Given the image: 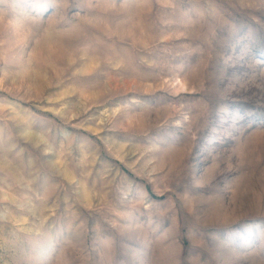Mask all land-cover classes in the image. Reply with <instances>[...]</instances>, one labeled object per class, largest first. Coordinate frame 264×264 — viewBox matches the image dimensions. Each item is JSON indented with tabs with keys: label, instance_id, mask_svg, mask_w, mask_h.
I'll return each mask as SVG.
<instances>
[{
	"label": "rangeland",
	"instance_id": "374dc122",
	"mask_svg": "<svg viewBox=\"0 0 264 264\" xmlns=\"http://www.w3.org/2000/svg\"><path fill=\"white\" fill-rule=\"evenodd\" d=\"M0 264H264V0H0Z\"/></svg>",
	"mask_w": 264,
	"mask_h": 264
},
{
	"label": "bare ground",
	"instance_id": "6f19581e",
	"mask_svg": "<svg viewBox=\"0 0 264 264\" xmlns=\"http://www.w3.org/2000/svg\"><path fill=\"white\" fill-rule=\"evenodd\" d=\"M25 135L27 139L31 141L32 143L37 144L39 142V138H38L39 136L37 137L35 134L30 133V132H27Z\"/></svg>",
	"mask_w": 264,
	"mask_h": 264
}]
</instances>
